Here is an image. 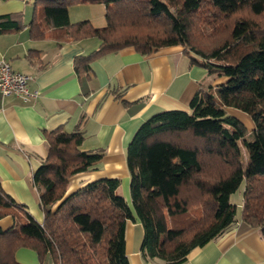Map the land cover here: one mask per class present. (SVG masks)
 I'll list each match as a JSON object with an SVG mask.
<instances>
[{
	"label": "trees",
	"instance_id": "1",
	"mask_svg": "<svg viewBox=\"0 0 264 264\" xmlns=\"http://www.w3.org/2000/svg\"><path fill=\"white\" fill-rule=\"evenodd\" d=\"M87 3L104 6V26L69 21V7ZM32 6L30 38L99 41L97 50L74 59L78 74L125 47L147 55L182 46L191 65L225 80L200 88L189 111L160 112L136 130L126 148L135 215L118 195L116 178L66 194L70 178L96 169L103 151L81 150L79 131L46 133L47 155L32 177L43 220L0 187V219L11 216L17 228H0V264H19L20 248L33 250L39 264L47 255L53 264H130L125 228L135 220L144 260L183 264L236 223L230 196L242 183L239 218L264 238V0H33ZM13 28H19L14 16H0V32ZM226 109L251 118L250 138Z\"/></svg>",
	"mask_w": 264,
	"mask_h": 264
},
{
	"label": "crops",
	"instance_id": "2",
	"mask_svg": "<svg viewBox=\"0 0 264 264\" xmlns=\"http://www.w3.org/2000/svg\"><path fill=\"white\" fill-rule=\"evenodd\" d=\"M32 2L0 0V16L12 15L19 22V28L0 32V59L8 61L14 72L30 76L28 88L41 95L37 102H23L0 93V187L17 204L26 209L29 206L33 214L39 195L32 177L47 155L46 133L79 131L83 135L81 150L103 151L96 169L70 178L66 194L102 178L127 182L126 148L139 126L160 112L189 111L191 99L205 81L217 87L225 79H214L206 69L191 65L189 52L182 46L159 48L147 55L125 47L93 60L86 72L78 74L74 59L97 50L99 41L88 38L59 44L50 33L39 40L30 38ZM76 6L89 10L98 6L96 11L104 16L102 4ZM70 16L68 10L69 21ZM226 111L242 116L237 110ZM239 216L221 236L192 250L183 264H264V238ZM34 218L41 223L42 210ZM11 220L12 225L7 223L3 228L0 219V228L12 227L10 233L16 232ZM141 238L140 223L127 222L125 252L129 263L164 264L141 257ZM15 259L19 264H39L36 253L27 248L18 249Z\"/></svg>",
	"mask_w": 264,
	"mask_h": 264
},
{
	"label": "rangeland",
	"instance_id": "3",
	"mask_svg": "<svg viewBox=\"0 0 264 264\" xmlns=\"http://www.w3.org/2000/svg\"><path fill=\"white\" fill-rule=\"evenodd\" d=\"M97 7L98 6H95V8H91V10H89L90 8H83L84 9L83 10L82 8H78L76 5L70 6L69 7L70 15H71L70 16V22L75 23L77 21H82V20L88 19L94 27L104 26L105 25L104 16H102L103 18L99 16L98 12L96 11ZM89 17L92 19H89ZM98 24H101V25L98 26ZM210 82H211L210 80L205 81L202 89H206L210 85ZM236 112H238L242 115V116L238 115V116H236V118H238L241 121V123L243 124V126L246 130V135L248 136V138H250V134L253 130V122H252L251 118L243 112H240V111H236ZM118 180L120 181V185L118 187V195H120L122 198L125 199V201L129 205L130 209L132 210V213L135 215V211H134V208H133L131 200H130L129 176H128L127 182H122L121 179H118ZM69 187L67 188V190L69 189ZM243 187H244V185L242 183L241 186L239 187V189L230 196V202L236 208V215H239L241 212ZM27 209H28V212L30 213L29 206H27ZM205 209L209 212H213L214 204L208 203L205 206ZM16 213L18 214V212H16ZM37 213L40 214L41 210H40L39 204L35 203V208H33V214L32 213H30V214L34 218V214H37ZM2 219H3V222H1V223H2L3 228H6V226H8V225H6L7 223L9 224V226L12 225L11 218L6 217L5 219L4 218H2ZM142 237H143V230H142ZM141 241H142V238H141ZM141 241H140V245H141ZM43 264H53V261H52L50 255L46 256Z\"/></svg>",
	"mask_w": 264,
	"mask_h": 264
},
{
	"label": "built area",
	"instance_id": "4",
	"mask_svg": "<svg viewBox=\"0 0 264 264\" xmlns=\"http://www.w3.org/2000/svg\"><path fill=\"white\" fill-rule=\"evenodd\" d=\"M30 76L14 72L5 59H0V93L3 97L14 95L23 102H37L41 95L28 88Z\"/></svg>",
	"mask_w": 264,
	"mask_h": 264
}]
</instances>
